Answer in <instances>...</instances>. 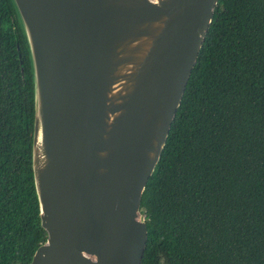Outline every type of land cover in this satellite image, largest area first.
I'll return each instance as SVG.
<instances>
[{
    "label": "water",
    "instance_id": "water-1",
    "mask_svg": "<svg viewBox=\"0 0 264 264\" xmlns=\"http://www.w3.org/2000/svg\"><path fill=\"white\" fill-rule=\"evenodd\" d=\"M46 240L28 264H140L145 185L218 0H12Z\"/></svg>",
    "mask_w": 264,
    "mask_h": 264
},
{
    "label": "trees",
    "instance_id": "trees-1",
    "mask_svg": "<svg viewBox=\"0 0 264 264\" xmlns=\"http://www.w3.org/2000/svg\"><path fill=\"white\" fill-rule=\"evenodd\" d=\"M33 117L25 37L0 0V264H28L46 240ZM140 213V264H264V0H218Z\"/></svg>",
    "mask_w": 264,
    "mask_h": 264
}]
</instances>
